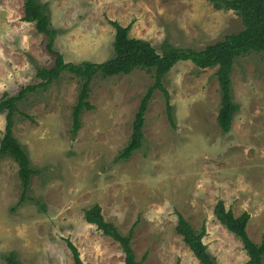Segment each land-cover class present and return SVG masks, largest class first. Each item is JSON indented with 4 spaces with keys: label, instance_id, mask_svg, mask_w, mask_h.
<instances>
[{
    "label": "rangeland",
    "instance_id": "obj_1",
    "mask_svg": "<svg viewBox=\"0 0 264 264\" xmlns=\"http://www.w3.org/2000/svg\"><path fill=\"white\" fill-rule=\"evenodd\" d=\"M56 30L54 49L65 62L101 63L112 57L114 28L151 43L201 50L240 31L233 11L206 0H38ZM23 0H0V98L41 82L38 68L53 66L45 36L21 20ZM216 68L177 63L163 79L170 96L172 126L163 94L154 91L144 115L142 147L117 160L128 143L140 101L153 79L146 71L90 84V110L72 132L79 82L69 73L46 88L27 92L16 104L12 133L34 171L23 193L18 166L0 160V264L14 253L21 264H73L65 240L84 264H123L118 243L83 218L101 206L105 220L122 234L132 226L131 246L139 264H199L177 234V214L203 238L215 264H246L241 242L216 220L221 200L237 217L250 215L249 238L264 237V53L237 58L231 93L238 110L230 131L217 124L220 90ZM5 113L0 114V140ZM22 196V201H21ZM264 264V257H263Z\"/></svg>",
    "mask_w": 264,
    "mask_h": 264
},
{
    "label": "trees",
    "instance_id": "obj_2",
    "mask_svg": "<svg viewBox=\"0 0 264 264\" xmlns=\"http://www.w3.org/2000/svg\"><path fill=\"white\" fill-rule=\"evenodd\" d=\"M215 10L233 11L242 21L243 28L235 33L226 35L222 40L207 45L201 50L178 48L169 43H163L158 52L150 42L134 38L129 35L131 26L120 25L110 21L114 28L112 43V57L101 63L83 61L81 63L65 62L62 55L55 51L54 41L56 30L52 28L50 17L44 5L38 0H23V16L21 20L33 23L37 33L45 36V48L54 56L53 66L49 69L38 68L36 77L41 80L35 86H27L20 90L16 96L3 95L0 98V114L5 113V128L0 140V160L10 157L18 166V176L22 184L23 193L29 186L34 171L30 168V161L17 139L13 136V115L17 112L16 104L23 100L27 92L37 88H46L59 79L62 73H69L79 82L77 102L72 110V132L80 128V117L84 110L92 106L88 102L90 84L96 75L103 78L129 75L135 70L146 71L152 76L153 84L142 97L132 124V133L126 146L121 150L117 160H127L138 151L144 141V115L154 91H160L165 98V112L169 123L173 126L172 106L170 96L164 88L163 79L169 71L179 62H190L200 70L216 68V78L220 90V108L217 115V124L222 133L230 131L233 116L238 110L231 93V71L233 64L240 56L252 52L264 53V0H206ZM22 201V196H21ZM216 220L228 232L240 240L243 250L248 256L246 264H263L264 237L259 243L253 242L246 231L250 215L247 212L235 216L231 209H227L223 201L219 200L213 209ZM83 218L86 223L94 225L105 237L111 238L121 248L123 264H139L135 259L131 246L133 229L122 234L117 227L105 220L101 206L93 204L84 209ZM177 234L193 253L199 264H215L214 257L208 252L203 242L206 235L204 226L199 231L181 215L177 214L175 228ZM71 252L73 264H84L77 247L69 240H65ZM7 264H21L14 253L4 256ZM179 264V263H177Z\"/></svg>",
    "mask_w": 264,
    "mask_h": 264
},
{
    "label": "crops",
    "instance_id": "obj_3",
    "mask_svg": "<svg viewBox=\"0 0 264 264\" xmlns=\"http://www.w3.org/2000/svg\"><path fill=\"white\" fill-rule=\"evenodd\" d=\"M22 16H23V13H22Z\"/></svg>",
    "mask_w": 264,
    "mask_h": 264
}]
</instances>
